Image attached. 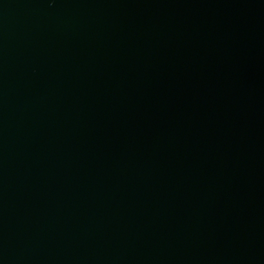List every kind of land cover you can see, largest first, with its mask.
Masks as SVG:
<instances>
[{"label":"water","instance_id":"95a60500","mask_svg":"<svg viewBox=\"0 0 264 264\" xmlns=\"http://www.w3.org/2000/svg\"><path fill=\"white\" fill-rule=\"evenodd\" d=\"M0 264H264V0H0Z\"/></svg>","mask_w":264,"mask_h":264}]
</instances>
